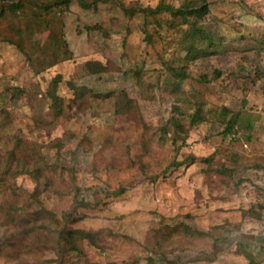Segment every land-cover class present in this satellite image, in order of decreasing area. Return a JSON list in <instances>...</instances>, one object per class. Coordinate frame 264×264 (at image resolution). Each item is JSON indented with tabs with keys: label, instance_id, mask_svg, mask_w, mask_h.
Masks as SVG:
<instances>
[{
	"label": "rangeland",
	"instance_id": "rangeland-1",
	"mask_svg": "<svg viewBox=\"0 0 264 264\" xmlns=\"http://www.w3.org/2000/svg\"><path fill=\"white\" fill-rule=\"evenodd\" d=\"M182 1L167 3L178 7ZM205 1V24L217 28L225 46L188 65L189 79L178 96L169 92L173 83L161 74V58L173 55L172 65H183L182 51L194 42L191 33L176 48L170 31L149 43L141 16L127 19L110 3L84 11L74 0L64 19L54 12L20 18L22 53L4 40L10 20L0 22V162L12 161L8 152L30 164L45 158L52 185H42L54 189L41 193L40 201L57 219H77L68 224L72 229L98 239L99 248L80 244L85 264H264V52L252 49L264 37V0ZM134 2L157 4L123 0L126 6ZM90 60L108 72L87 75L83 65ZM135 70L138 79L130 72L124 76ZM214 71L221 74L211 80ZM56 75L63 77L58 91L66 98L71 92L65 82L73 81L100 95L124 91L136 106L118 115L113 96H96L56 119L45 97ZM202 75L210 84L198 81ZM10 87L24 89L25 96L3 101ZM195 101L203 104L206 122L190 128L182 119L187 132L180 138L163 134L172 106L192 114ZM222 107L239 113L238 142L222 134L216 120ZM73 182L79 200L100 202L74 209ZM14 183L31 207L26 213L35 210L29 197L33 180L21 175ZM14 204L1 189L0 264H54L55 254L43 248L50 245L44 226H56L12 225L5 211L14 212Z\"/></svg>",
	"mask_w": 264,
	"mask_h": 264
},
{
	"label": "trees",
	"instance_id": "trees-1",
	"mask_svg": "<svg viewBox=\"0 0 264 264\" xmlns=\"http://www.w3.org/2000/svg\"><path fill=\"white\" fill-rule=\"evenodd\" d=\"M74 0H0V22L9 19V31L7 37L4 38L6 42L17 47L20 52H24V42L26 40L24 36L23 28L19 25L21 17L28 16V13L34 19H40L42 15L49 12H54L60 19H64L69 14V8ZM77 5L84 11L98 10V4L110 3L114 8L120 9L127 19H132L134 16H141L142 18V30L145 38L149 43L159 42L164 37L168 36V32L175 38V48L180 46V42L191 33V38L194 42H191L189 46L182 51L184 53L183 65L173 66L172 58H161V65L163 69L161 74L172 81V85L169 86V92L175 93L177 96L182 91V85L189 79L187 68L190 63L200 59H205L213 55H217L219 50L225 46L224 39L221 34L218 33L217 28L208 27L205 24V18L209 14V5L205 0H184L178 7H174L167 3V0H157L155 6L142 7L137 2L131 3L128 6L123 4V0H75ZM17 21V22H16ZM16 22L15 25L13 23ZM97 31L107 38V33L103 34V30L99 27H93ZM94 29V30H95ZM167 34V35H165ZM199 42V46L196 44ZM253 50L257 51L260 55L264 52V37L261 36L257 40ZM27 57V55H25ZM28 60L32 63V59ZM182 62V61H181ZM33 68V66H32ZM84 72L89 76H96L107 73L106 67L100 61H87L83 65ZM44 68L39 72H44ZM36 72H38L36 70ZM131 73L134 79L140 77V70L125 71L124 76H129ZM220 72L214 71L211 77L212 79H218ZM260 76V75H259ZM261 78V76H260ZM211 80L206 75H202L198 80L201 84H210ZM63 82L61 75H56L48 83V87L45 92V97L48 100V109L51 116L54 118H61L67 110L72 109L74 106H80L85 103L89 98H95L96 96H102L101 98H107L113 96L115 100V113L127 114L132 111L135 103L133 99L129 98L124 91L117 93H111L110 95H100V93H94L88 87L84 85H78L73 81H67L66 87L71 92L69 98L59 94V85ZM8 91L1 94L3 101L10 99L12 101H18L25 96L24 89L20 87H10ZM199 94H196L194 99L198 100ZM196 102V101H195ZM172 115L166 121L165 125L161 129L163 134L172 132L177 138H180V133L187 132L182 123V119L187 120L189 127H196L206 122V113L203 108V104L195 103V109L192 114L182 113L180 107L172 106ZM217 123L222 128V134L224 138H228L232 142H238L239 132L237 129L239 122V113L233 112L222 107L218 111ZM248 141V138H247ZM9 158L12 159L9 163L0 162V192L1 189L6 191L13 197L15 201L14 205H11V210L14 212H6V220L12 225H16V222L23 221L40 222L44 221L48 224L55 225L54 231L47 230L49 238V246L43 248L52 251L56 258L53 261L54 264H85V253L80 247V244L84 241L89 243L92 247L99 248L98 239L95 234L84 230L72 229L68 224H73L77 219H70L68 214H63L61 219H57L56 215L47 210L43 203L39 199V195L48 190L42 185L44 181L45 186H51L50 177L45 175L50 165L42 156L34 161L32 164L24 162L14 157L11 152L7 153ZM194 158H190L193 161ZM206 163H211V158L204 160ZM181 163H175L176 166ZM29 176L35 183L34 190L29 197L34 200L33 209L31 212L26 213L24 209H31L28 202L23 201L22 194L18 186H15V179L18 176ZM74 192H72V205L76 209L78 207L91 206L92 204L99 203L100 199H95L93 203L89 201L79 200L80 190L73 182ZM71 187V189H72ZM43 188V189H41ZM54 189L49 188V193ZM56 192V191H54ZM122 193L118 190L113 195H119ZM20 213V215H19ZM256 218H260L259 215L254 214ZM33 230V229H32ZM185 232H188L186 226L183 227ZM198 236H205L206 233L192 231ZM47 239V237H46ZM264 250V242L262 245Z\"/></svg>",
	"mask_w": 264,
	"mask_h": 264
}]
</instances>
